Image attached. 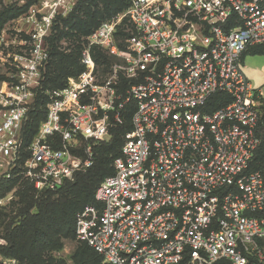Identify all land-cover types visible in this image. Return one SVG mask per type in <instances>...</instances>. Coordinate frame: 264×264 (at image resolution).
I'll return each mask as SVG.
<instances>
[{
    "label": "built area",
    "instance_id": "obj_1",
    "mask_svg": "<svg viewBox=\"0 0 264 264\" xmlns=\"http://www.w3.org/2000/svg\"><path fill=\"white\" fill-rule=\"evenodd\" d=\"M14 1L28 7L16 35L0 31V182L55 192L94 165L93 148L128 111L131 130L76 239L105 264H264V165L254 164L264 97L242 71L244 52L264 45V0H126L86 37L81 73L46 91L27 146L48 38L76 0ZM97 50L115 60L102 81ZM216 95L229 102L211 111Z\"/></svg>",
    "mask_w": 264,
    "mask_h": 264
},
{
    "label": "trees",
    "instance_id": "obj_2",
    "mask_svg": "<svg viewBox=\"0 0 264 264\" xmlns=\"http://www.w3.org/2000/svg\"><path fill=\"white\" fill-rule=\"evenodd\" d=\"M106 1L104 0V5ZM116 1L111 0L110 3L113 5L111 9L120 7L119 2ZM123 2L122 11L127 8L126 0H123ZM110 3L107 4V7L108 5L111 6ZM107 7L103 9L104 12H106ZM85 14L87 15V12ZM11 17L13 16L9 13H0V30ZM85 18L84 20L78 15L76 17L72 16L69 20L63 21L62 24L68 28V31L75 32L77 37L88 36L100 23L95 26L96 18H89L88 16ZM65 34L61 31L57 40H60ZM48 51L47 71L43 75V80L35 98L36 108L44 106V111L39 113L40 116L36 115V108L32 111V115H35L32 119L33 125L24 133L26 146L30 143L39 124L45 118L48 103L46 91L63 88L65 85L64 79L69 76L76 77L82 71L77 51L66 55L62 54L58 50L56 41L52 43ZM245 54L263 55L264 45L251 47L243 55ZM98 61L105 65L106 71L109 59L105 56H99L96 57V64ZM227 102L229 100L226 97L216 95L211 99L210 110L217 109ZM131 115V112L126 111L123 115L122 125L111 128L110 139L93 148L95 154L94 165L90 169L76 173L72 180L64 182L55 192H38L31 183L21 176L0 182V186L8 187L10 185L6 189L20 183L18 191L19 207L16 214L12 218L5 215V219H0V238L6 243V246L0 247L1 257H12L17 261V264H65L64 260H56L48 255V251L55 250L57 247V243L53 240L55 236H53V233L50 235L49 230L54 228V231L64 232L65 237L72 233L75 234L77 212L80 209L82 211L86 206L95 204L94 193L97 186L104 178L113 174V160L120 155L123 137L131 130ZM259 138L260 144L254 154V164L257 168L264 165V114L261 115ZM18 173V170L15 171L13 176ZM32 210L36 212L32 213ZM7 217L8 221L6 220ZM73 256V264H99L100 261H103L102 257L85 243H82V246L75 250Z\"/></svg>",
    "mask_w": 264,
    "mask_h": 264
},
{
    "label": "rangeland",
    "instance_id": "obj_3",
    "mask_svg": "<svg viewBox=\"0 0 264 264\" xmlns=\"http://www.w3.org/2000/svg\"><path fill=\"white\" fill-rule=\"evenodd\" d=\"M106 1V0H105ZM104 0H76V5L73 9V11L64 18H59L55 21L53 28L51 30L50 36L48 38V48L52 46V43L57 42L58 50L62 54H70L73 51H77L78 56H80V52L85 46V39L87 36H75V32L68 31L67 27L63 26V21L69 20V18L72 16L76 17L77 15L81 18L86 19L85 17L89 18H96L97 22L95 23V26L99 23L108 20L112 18L113 16H116L117 14L122 13V8L124 6L123 0H117L116 2H119L120 7L118 9H111L113 6L111 0H107L106 4L104 5ZM110 3L111 6L107 7V4ZM28 5H20L17 1L14 0H1L0 1V13H9L11 16L10 19H8L2 26L1 30L7 28L8 31L14 33V28L20 29V24H16L15 22L21 17L23 13L26 12ZM107 7L106 12L103 11ZM87 12V15L85 14ZM88 21V20H87ZM129 25L127 23H123L121 27L120 36L124 37L126 36V33L129 30ZM0 30V31H1ZM63 31V33H66L64 37L58 39L59 33ZM15 34V33H14ZM74 34V35H73ZM16 35V34H15ZM19 37H23V35H18ZM96 56H105L107 59H109L108 67L105 71V65L98 61L97 63V72L99 74L98 80L102 81L106 74L108 73L109 67L112 63H114V59L108 57L106 54H104L102 51L97 50ZM47 71V70H46ZM242 71L245 75L246 80L248 83L253 87V89H260L262 91L263 97H264V54L263 55H246L245 56V62L244 66H242ZM0 75L4 76V71L0 70ZM68 78H71L70 76ZM68 78L64 79V82L68 80ZM35 98L34 100L28 105V119L25 126V130H27L29 127L31 128L32 119H34L32 115V111L36 108L35 106ZM260 108H261V115L264 114V100L260 102ZM36 115L44 111V106L38 107V109H35ZM40 116V115H39ZM38 116V117H39ZM84 144L81 143L80 146L82 147ZM19 185L20 183L14 185L10 189V185L7 186H0V219H5L4 216L8 215L9 218L13 217L17 209L19 207ZM34 188V187H33ZM81 209L77 212L76 220H75V226L77 217L80 213ZM32 213L36 212L35 210L31 211ZM8 221V217L6 218ZM16 221V220H14ZM58 232V234H56ZM50 235L53 233V240L57 243V247L55 250L48 251V255L51 256L53 259L56 260H64L65 264H73V255L75 250L82 246V243L79 242L76 239V236L74 233L69 235L68 237L64 236V232H59L58 230L54 231V228L49 230ZM1 236V231H0ZM6 246V243L0 238V247ZM0 263L1 264H17V261L12 258H3L0 256ZM99 264H105L103 261H100Z\"/></svg>",
    "mask_w": 264,
    "mask_h": 264
},
{
    "label": "crops",
    "instance_id": "obj_4",
    "mask_svg": "<svg viewBox=\"0 0 264 264\" xmlns=\"http://www.w3.org/2000/svg\"><path fill=\"white\" fill-rule=\"evenodd\" d=\"M246 55H250V54H245V55L242 56V66H244L245 56H246Z\"/></svg>",
    "mask_w": 264,
    "mask_h": 264
}]
</instances>
